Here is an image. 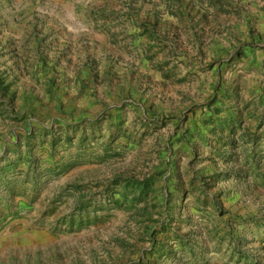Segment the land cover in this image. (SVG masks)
<instances>
[{
  "label": "rangeland",
  "instance_id": "obj_1",
  "mask_svg": "<svg viewBox=\"0 0 264 264\" xmlns=\"http://www.w3.org/2000/svg\"><path fill=\"white\" fill-rule=\"evenodd\" d=\"M0 264H264V0H0Z\"/></svg>",
  "mask_w": 264,
  "mask_h": 264
}]
</instances>
